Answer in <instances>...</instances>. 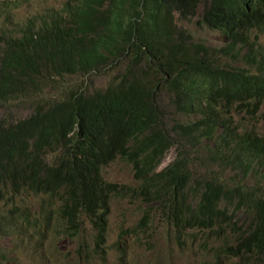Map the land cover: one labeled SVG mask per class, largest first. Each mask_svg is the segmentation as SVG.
Masks as SVG:
<instances>
[{
  "label": "trees",
  "instance_id": "16d2710c",
  "mask_svg": "<svg viewBox=\"0 0 264 264\" xmlns=\"http://www.w3.org/2000/svg\"><path fill=\"white\" fill-rule=\"evenodd\" d=\"M201 8V21L223 33L226 44L211 47L180 26ZM9 10L0 2V13ZM259 33L264 0H69L40 21L12 31L1 27V101L28 95L52 78L122 69L103 88H71L39 102L26 118L0 119V237L14 230L41 241L77 239L87 219L93 252L101 256L111 199H139L147 211L120 236L139 234L141 241L158 213L175 235L201 226L207 236L228 237L224 253L243 262L233 264H264V134L242 131L233 118L234 110L264 118ZM235 59L243 64L234 65ZM161 90L188 116L173 124L174 134L158 104ZM175 141L179 155L157 171ZM193 152L251 184L231 185L219 173L193 175ZM118 157L132 165L137 186L105 179L103 167ZM191 180L203 185L190 187ZM27 191L47 196L38 216L17 201ZM50 198L60 200L61 213ZM241 211L245 225L235 219ZM5 256L0 249V264Z\"/></svg>",
  "mask_w": 264,
  "mask_h": 264
},
{
  "label": "rangeland",
  "instance_id": "374dc122",
  "mask_svg": "<svg viewBox=\"0 0 264 264\" xmlns=\"http://www.w3.org/2000/svg\"><path fill=\"white\" fill-rule=\"evenodd\" d=\"M0 2H7L10 9L9 12L0 13V29L3 27L7 31H12L32 20L40 21L41 16L43 14L46 15L49 10L61 11L69 0H0ZM202 10L201 8L195 17L180 20V26L191 32L197 40L206 41L211 47H219L226 44V36L223 33L209 28L201 21ZM258 40L264 45L263 33L258 34ZM246 51L247 48L244 47L243 53ZM233 64L236 66L242 65L243 60L236 61L235 59ZM121 69L122 67H119L110 73L101 70L88 75L75 74L52 78L44 86L31 89L28 95H21V97L11 100H0V119L6 118L10 124V121L26 118L34 113L39 102L57 99L65 95L71 88H84V91L87 92L96 88H103ZM158 104L163 111L169 132L174 134L173 124L188 120V116L176 108L174 98L166 90L160 91ZM233 118L242 131L255 128L264 134V118L261 120L252 119V116L246 112L238 113L235 110L233 111ZM169 149L165 160L158 170H161V168L176 159L181 150V143L175 141L170 145ZM192 155L189 169L197 177L212 176L214 173H219L218 175L222 179L235 182L238 177L241 178L242 176V174L237 173V170L231 168L222 170L217 164L207 166L199 153L193 152ZM102 172L106 180L127 184L132 187L137 186L132 165L121 157L104 166ZM248 183L251 184V178H248ZM44 198H47V196L27 191L17 201L19 203L22 202L23 205L31 206L21 207L22 210H30L32 215L38 216L40 214L39 202ZM51 200L53 207L61 213L63 207H59L60 200ZM224 201L227 203L226 200ZM4 207L7 211L11 205ZM147 208L148 204L139 199L135 201L117 197L111 199L108 215V234L105 245H103L105 252L101 256L93 252L95 245L91 229L92 225L87 219H85L83 229L77 239L61 235L60 237L50 236L49 240L41 241L30 232L21 238L13 230L11 233L0 237V245L6 254L5 264L243 263L240 258L224 253L225 245L232 243L226 240L228 237H224L222 234L207 236L206 233L209 230H203L201 226L188 228L182 235L178 236L157 214L151 216L150 229H148L149 237L142 233V240L140 241L139 234H124L119 239L122 229L136 227L140 217L147 211ZM238 213L236 219H238L239 224H247L248 218L243 215V211ZM224 224L227 225L228 223L224 222ZM81 246H83L82 250Z\"/></svg>",
  "mask_w": 264,
  "mask_h": 264
},
{
  "label": "clouds",
  "instance_id": "9594fccd",
  "mask_svg": "<svg viewBox=\"0 0 264 264\" xmlns=\"http://www.w3.org/2000/svg\"><path fill=\"white\" fill-rule=\"evenodd\" d=\"M169 150H170V149H169ZM165 158H166V156H165ZM165 158H164V160H165ZM164 160H163V161H164ZM162 163H163V162H162ZM162 163H161V164H162ZM161 164H160V165H161ZM160 165H159V166H160ZM159 166H158V168H159ZM165 167H166V166H165ZM165 167L161 168V170L164 169ZM158 168H157V171H160V170H158ZM102 173H103V172H102ZM103 175H104V174H103ZM241 180H242L243 182H247V183H248V179H244V178H242V177H241V178L238 177L237 180H236L235 182H237V181H241ZM108 181H109V180H108ZM110 182H111V181H110ZM227 182H228L229 184H231V185H232L233 183H235V182H231L230 180H228ZM248 184H249V183H248ZM202 185H203V182H200V183L197 184V183L194 182L193 180L190 181V187L199 188V187H201ZM156 214L158 215V213H156ZM238 214H239V213H238ZM238 214H237L236 216H238ZM152 215H153V213H152ZM235 219H236V217H235ZM238 223H239V222H238ZM134 228H135V227H134ZM131 229H132V228H131ZM130 231H131V230H130ZM107 234H108V233H107ZM128 234H129V233H128ZM130 234H131V233H130ZM18 236L22 238V235L18 234ZM146 236L149 237L150 234H149V235H146ZM120 238H122V236L119 235V239H120ZM106 239H107V238H106ZM105 242H106V241H105ZM103 245H105V243H104ZM0 249H1V251H2V254H5L4 249H3V247H2L1 245H0ZM5 255H6V254H5ZM5 257H6V256H5Z\"/></svg>",
  "mask_w": 264,
  "mask_h": 264
}]
</instances>
